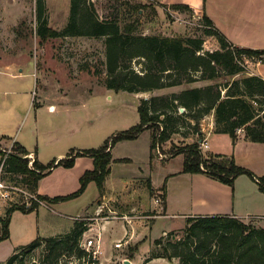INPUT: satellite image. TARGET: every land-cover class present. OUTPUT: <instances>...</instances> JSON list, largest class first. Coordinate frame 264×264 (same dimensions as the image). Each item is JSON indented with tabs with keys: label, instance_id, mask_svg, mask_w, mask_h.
<instances>
[{
	"label": "rangeland",
	"instance_id": "obj_1",
	"mask_svg": "<svg viewBox=\"0 0 264 264\" xmlns=\"http://www.w3.org/2000/svg\"><path fill=\"white\" fill-rule=\"evenodd\" d=\"M45 1L48 8V25L62 30L69 22L72 0ZM89 1L94 4L102 19H119L123 23L136 21L140 33L201 37L205 40V51H215L221 48L215 37L204 34V27L201 25L202 16L196 13L194 15L182 13L165 7L161 0ZM203 4L207 15L215 21L218 28L234 31L240 27L234 33L242 35L243 42L247 44L245 47L264 48V0H262L261 6H252V14L243 13L242 8H238V0H203ZM136 5H141L139 13L134 8ZM246 7L250 8L249 5ZM243 14L245 16L240 22L241 16L239 15ZM257 20L258 26H255ZM38 27L37 0H0V66L4 65L5 62L17 63L23 66L25 73L36 71L35 66H38L41 72L37 77L31 75L25 76L23 79L14 80L10 78L8 80L10 83L2 86L1 79H8L9 76L6 73H14L16 69L7 70L5 67H0V130L10 136V138L5 137L4 144L6 145H0V162L2 157H5L4 149L11 151V153L15 152L16 143L12 144V136L19 131L24 135L27 132L26 122L31 123L37 117L43 133L46 132L45 129L55 134L62 133L67 141L66 144L69 146L67 152L69 154L77 153L79 150L97 149L114 135L138 124L141 119L139 105L143 99H150L154 96H171L189 87L207 86L212 83L224 84L232 79L222 75L213 81L198 80L140 93L112 90L106 86L105 82L107 77L105 38L67 36L43 41L38 35ZM222 31L224 32V30ZM255 60L245 57L241 65H245L247 72H251ZM23 62L26 65L22 64ZM132 65L140 72L143 70L144 60L136 58ZM238 77L242 78L243 75H237L236 78ZM14 84L17 87L11 89ZM57 87H63L59 90L60 94L64 89L68 92L65 101L66 107L58 110L61 111V116L50 114L51 100L46 101V103L43 101L41 108L37 104L35 105V99L42 100L43 95L52 96ZM20 88L25 90L23 92H27L30 88L29 94H15L14 91ZM19 102L20 106H18ZM31 104L32 107L29 108ZM38 108L39 110H37ZM182 108H168V112L177 118L173 124L180 132H175L167 142L162 143L158 140L157 147L153 151L151 147L152 130L150 129L143 132L135 140L120 141L113 147L112 154L114 157H130L133 160L129 165L120 162L114 166V172L125 173L124 178L128 180L131 178L130 175H136V180H133L129 187L132 195L128 196L129 202L121 204L122 200L119 201L116 200L117 197H112V194L116 196L117 192L113 191L115 193H112L110 190L104 189L102 193L96 182H91L81 196L72 200L58 203L39 201L40 206L35 210L28 212L17 210L11 216L10 238L0 242V264H8L13 255L22 247L32 244L37 238L70 234L74 230L77 220L85 219L89 222L88 230H86L89 235H97L100 232L102 222L113 220L108 225L107 235H111L112 238L124 236L126 229L132 230V224L123 217L124 214L113 212L110 208L128 212L129 215L127 216L131 220L133 218L131 216H144L140 211L134 209V206L141 201L152 200L154 197L163 204L162 191H160L163 187L166 188L169 195V209L176 211L174 207L176 205L181 206L183 201L191 203L192 194L188 189L190 176L178 174L183 170L185 156L178 153L186 149L191 143L200 142L204 137L196 132L193 124H189L190 119L186 115L181 116L186 111ZM213 121L216 122L214 114L204 116L200 122L201 131L203 128L209 130ZM59 151L60 149L56 151L44 144L39 148L40 156L42 155L43 158L49 160L44 161L47 164L52 163L54 154ZM29 167L36 169L35 164L32 165L30 162ZM56 167L49 171L51 172ZM58 167L61 170L55 173L57 177L67 172L65 169L67 167ZM78 169L73 172L75 173ZM53 173H49L48 177ZM182 173L184 172L182 171ZM71 175L69 174V177ZM24 177L22 174H6L5 181L8 188L5 192L9 196L3 198L0 192V230L2 219L6 217L9 207L25 202L28 206L31 204L33 194L24 184ZM245 179L238 181L235 196L236 205L240 204L252 208L251 203H259L262 206L261 211L251 212L247 210L246 212L256 215L254 218L248 219V223L262 227L264 226V191L260 189L259 184H250L249 179L246 177ZM112 182V179L107 180L108 187H111ZM79 183L81 186L80 179ZM152 185L159 189H152ZM74 186L76 185L73 184L68 187L69 189L63 190L74 192ZM203 188L200 187V191ZM103 194H106V199L102 198ZM199 194L196 196L197 208L199 209L195 211L191 210L189 205L182 206L181 211L174 213L177 215L159 218L155 223L150 222L148 229H146L145 224L141 229L139 226L136 228V225H133L138 234H142L140 237L141 249L147 255L154 248L155 240L165 234V230L169 228H171L169 231L183 230L187 226V218L191 214L194 216L202 215L201 210L208 207L211 200L202 193ZM100 206L103 211L98 215L96 212L98 213ZM125 237L126 240L127 237ZM126 248L127 244L123 249ZM43 258L44 246L32 252L26 258V263L43 264L41 262ZM176 260L174 259L170 264H176ZM79 263L76 258L67 255L60 264ZM107 264H120V262L111 261Z\"/></svg>",
	"mask_w": 264,
	"mask_h": 264
},
{
	"label": "trees",
	"instance_id": "obj_2",
	"mask_svg": "<svg viewBox=\"0 0 264 264\" xmlns=\"http://www.w3.org/2000/svg\"><path fill=\"white\" fill-rule=\"evenodd\" d=\"M163 5L182 13H195L188 4ZM140 7L141 5L134 7L138 13ZM47 9L45 0H37L38 35L43 41L67 36L105 38V82L109 89L140 93L198 80L213 81L222 75L232 79L224 84L189 87L171 96L143 99L139 105L141 119L138 124L114 135L97 149L80 150L48 165L36 159V169L29 167L30 160L25 157L29 153L27 149L16 144L15 152L7 159L6 171L24 175L23 182L27 189L41 201L58 203L72 200L81 196L91 182H96L103 193L111 173L112 149L118 142L135 140L150 129L153 151L158 140L167 142L175 132H180L173 124L177 118L168 112V108H185L186 111L181 116L186 115L190 119L189 124H193L198 134L201 132V119L214 114L216 132L227 133L236 142L239 129L242 128L246 139L264 142V76L246 74L245 65H241L245 57L264 63V48L235 45L206 12L202 15L201 25L206 36L215 37L220 43L221 48L215 51H205V40L201 37L143 34L138 31L136 21L123 23L119 19H102L89 0H72L69 22L62 30L48 25ZM136 58L144 60V67L140 72L132 65ZM240 74L243 77L236 78ZM201 147V143L196 141L178 153L185 156L183 172L207 174L231 186H234L240 175H248L264 191V176L258 177L249 169L238 165L234 157L223 154L206 157ZM80 156L92 157L94 168L83 174L77 191L56 197L38 193L40 181L49 174V170L55 166L71 168ZM160 191L165 207L166 188L163 187ZM39 206L40 202L33 198L29 206L25 202L9 207L6 217L2 219L0 242L10 238L11 216L15 211L28 212ZM88 224L85 219L77 220L70 234L37 238L13 255L8 264H27L26 258L42 246L43 264H60L67 255L76 258L79 264H90L84 262L88 253L79 246L81 237L88 230ZM154 258H166L169 261L178 259L180 264H264V227L231 215L189 216L185 229L167 232L155 240L147 260Z\"/></svg>",
	"mask_w": 264,
	"mask_h": 264
},
{
	"label": "crops",
	"instance_id": "obj_3",
	"mask_svg": "<svg viewBox=\"0 0 264 264\" xmlns=\"http://www.w3.org/2000/svg\"><path fill=\"white\" fill-rule=\"evenodd\" d=\"M161 2L168 6L173 4H180V3L188 4L194 9L195 13L200 16H202L204 12H206L204 10L203 0H161ZM261 2L262 0H238V8H242L243 13L252 14L253 13L252 6H261ZM246 5H249L250 8H247ZM239 16H241L240 22H242V19L245 15L243 14ZM247 21L250 22L249 20ZM255 26H258V20L256 21ZM239 28L240 27H237L234 31H238ZM222 30H224L225 35L235 45L241 47L247 46V44L243 42V37L242 35H240V33H234L233 30L232 31L225 30L224 28ZM25 62H23L22 64L26 65ZM253 66L254 68L251 70V72H247L246 74H250V75L256 74V75L264 76V63L255 62ZM0 67H5L7 70L16 69L15 70L16 72L14 73L11 72L6 73V75L9 76L8 79L5 78L1 79V84H3L2 86H5L7 83H10L8 81L10 80V78L16 80V79H23L25 76H31V75L37 77L38 74L40 75L41 73L40 70L38 69V66H35L36 71L38 72L34 71L32 73H25V69L23 68V66L17 63L14 64V63L5 62L4 65H1ZM16 87L17 86L14 84V87H12L11 89H15ZM62 88L63 87H57L52 93V96L43 95L41 98L42 100H38V98L35 99V105L37 104L39 108H41L43 106L42 105L43 101L44 103H46V101L51 100L52 104L50 105V114L51 115L57 114L56 116H61V111L59 112L58 110H60L63 107H66L65 101H66V95L68 94V92L65 89L60 94L59 90H61ZM23 91L25 90H23V88H20L19 90L16 89L14 92L15 94H29L30 88L27 90V92H23ZM15 105L17 107V104ZM20 105L21 104L19 102L18 106ZM30 107H32V104L29 106V108ZM39 108L37 110H39ZM26 126H27V132L24 133V135H22V133L19 131L17 132L16 135L12 136L11 138L12 144L16 143L17 145H21L25 147L29 152L28 153L29 155L34 156L35 159H37L39 162H41L44 165H48L47 162L44 161H49V160H46L45 157L43 158L42 155L40 156L39 148L42 144L46 145L47 147L49 146L50 149H54L56 151L57 149H60V151L57 152V154H54L55 155L54 159L51 162L55 160L58 162L59 160L69 155V152H67L69 146L66 144L67 141L66 139H64L65 137L62 133L59 134L60 132H58L57 134H55L50 132L48 129H45L46 132L43 133V129L40 125V121L38 120V117L37 119H35V121L31 123L27 121ZM199 134H202L204 137L201 139L200 143L204 139L209 144L208 148H203V153L206 156L211 154H223L228 157H234L238 165L249 169L258 177L264 176V142H254L246 139L244 131L238 133V140L234 142L229 134L216 132L214 121L211 123V127L209 128V130L203 128V130ZM5 137L10 138V136L4 134V132L0 130V145L2 146L6 145L4 144ZM205 149H207V151H205ZM121 159H128V160L120 161ZM120 162L129 165L133 162V160L130 157L116 158L113 155V161L111 163V173L107 178V180L112 179L113 182L111 187H108L107 185L108 183L106 180L105 190L107 191L110 190L112 193L117 192V195L115 196V194H112V197L113 198L117 197L116 200L119 201L122 200L121 204H124V202H129L128 196H132L130 194L129 187L130 185H132V181L136 180V175L135 176L130 175L131 178H129L128 180L124 178L125 173L124 174L123 172L122 174L115 173L114 166L120 164ZM93 168H94V159L89 156L78 157L76 159L75 165L72 168H65L69 173L65 172L63 173L62 176L59 177H57V175L55 174L56 172L61 170L60 167L57 166L55 169L49 172L50 174L54 172L53 175L48 177L49 176L48 174L40 181L38 193L41 195H48L50 197L69 195L73 193V191L70 192L69 190H63V189H69L68 187L74 184L76 185L74 186L75 187L74 192H75L80 187L79 179H81V177L87 170H91ZM76 169L78 170L74 173L73 171ZM182 171H180L178 174L181 176H190L188 178L189 181L188 189L189 192H191L192 194L191 203L190 202L186 203L183 201L181 206L176 205V207H174L176 211L174 209L171 210V208L169 209L170 202H169L168 193L165 203L166 208L164 207L163 204L160 203L159 199L156 197L152 198V200H148L147 202L141 201L140 203L134 206V209L140 211L144 216H131L133 217L130 222L132 224V230L130 231L129 229H126L124 233V236L127 237L126 240L124 239V236H120V237L116 236L115 238H112L111 235L110 236L107 235L108 225L111 222H113V220L102 222L101 227L99 229L100 231L99 233H101L102 235V244H101L102 254L100 256V261L102 262V264H107L108 262L111 261L120 262V264H122L123 261L126 259L131 260L133 264H170L171 261L167 260L166 258H154L152 260H147L150 257V254L153 249L149 252L150 254L148 253V255L141 249L142 242L140 240V237L142 234L139 235L133 225H136V228L139 226L141 229L143 224H145L146 229H148L150 227V222L153 221L152 223H155V221L159 218H163L167 216H175L177 214L174 213L177 211H181L182 206L186 207L187 205H189V207H191V210L193 209L195 211L196 209H199L197 208V202H196V196H198L199 193L200 194L202 193L204 196H206L208 199L211 200V203L208 205V207H205L203 210H201L202 215H231V216H236L245 222H248L249 221L248 219H252L256 215H253L251 213L248 214L246 212L247 210H250L251 212L261 211L262 206L256 202L250 204L252 205V208L240 204L238 206L236 205L235 196H236V188L239 180L244 181L246 180L245 179L246 177L249 179L250 184H258L250 176L240 175L236 179L234 186H231L217 179H214L209 175L206 176L207 174L206 175L194 174V173H186V172L182 173ZM69 174H72L73 176L71 175V177H69ZM200 187L202 188L207 187V188L206 189L203 188V190L200 191ZM152 188L159 189L154 186ZM207 189L210 191H208ZM103 195L104 196L102 198L106 199L107 198L106 194ZM110 210L111 211L113 210V212L116 213L129 215L128 212H124L121 209L114 210L110 208ZM96 214L98 213L96 212ZM190 216H194V215L191 214ZM170 229L171 228L165 230L164 233L166 234L167 232H170L169 231ZM123 240L125 241L123 246L117 248L115 246L116 243ZM125 244H127V248L123 249L125 247ZM176 264H180L178 259L176 260Z\"/></svg>",
	"mask_w": 264,
	"mask_h": 264
},
{
	"label": "built area",
	"instance_id": "obj_4",
	"mask_svg": "<svg viewBox=\"0 0 264 264\" xmlns=\"http://www.w3.org/2000/svg\"><path fill=\"white\" fill-rule=\"evenodd\" d=\"M244 131L242 128L239 129V133ZM202 148H208L209 144L206 140H202L201 142ZM5 150V157H2V160L0 162V192L3 198H7L9 196L8 193H6L5 191L8 188V185L6 184V174L8 173L6 171V162L7 159L9 157V155L11 154V151L9 150ZM25 157H27L30 161V163L32 165H34L35 163V157L32 155H25ZM34 199H36L37 201H40L38 199L37 196L33 195L32 196ZM102 208L100 206V208L98 209V215L102 213ZM126 220H128L129 222H131V218L127 215L123 216ZM107 218V217H106ZM124 240L123 241H119L116 243V247L120 248L123 246L124 244ZM101 244H102V235L101 233H97V235H89L88 232L86 231L83 236L80 239V243L79 246L85 250L88 253V258L84 259L85 263H90V264H102V262L100 261V256L102 254V250H101Z\"/></svg>",
	"mask_w": 264,
	"mask_h": 264
},
{
	"label": "water",
	"instance_id": "obj_5",
	"mask_svg": "<svg viewBox=\"0 0 264 264\" xmlns=\"http://www.w3.org/2000/svg\"><path fill=\"white\" fill-rule=\"evenodd\" d=\"M182 110H185V108H182ZM122 264H133L132 263V261L131 260H129V259H126V260H124L123 261V263Z\"/></svg>",
	"mask_w": 264,
	"mask_h": 264
}]
</instances>
